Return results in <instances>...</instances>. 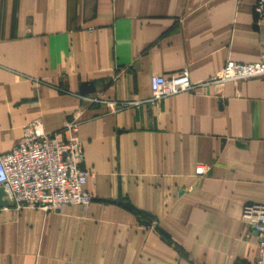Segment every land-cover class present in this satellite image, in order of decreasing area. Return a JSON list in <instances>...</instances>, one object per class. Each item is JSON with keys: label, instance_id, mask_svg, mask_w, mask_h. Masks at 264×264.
Here are the masks:
<instances>
[{"label": "crops", "instance_id": "0c3cea01", "mask_svg": "<svg viewBox=\"0 0 264 264\" xmlns=\"http://www.w3.org/2000/svg\"><path fill=\"white\" fill-rule=\"evenodd\" d=\"M257 2L0 0V156L33 122L55 133L79 117L93 198L58 212L1 209L0 264L256 258L243 212L264 203V77L137 103L155 75L187 71L199 85L228 63L263 61Z\"/></svg>", "mask_w": 264, "mask_h": 264}, {"label": "built area", "instance_id": "2783aa9c", "mask_svg": "<svg viewBox=\"0 0 264 264\" xmlns=\"http://www.w3.org/2000/svg\"><path fill=\"white\" fill-rule=\"evenodd\" d=\"M256 10L264 22V0H258ZM263 77L264 60L253 64L228 63L222 71L199 85L192 83L187 71L169 77L155 75L151 78V99L137 105L144 102L159 104L169 97L192 92L198 86L239 83ZM79 126L78 117L55 133L44 131L38 121L24 128L23 138L12 151L0 156V189L5 193L3 200L9 203L3 210L58 212L67 205L88 207L93 202L86 190L89 174L82 169L84 147L78 137ZM243 221L258 239L256 258L248 264H264V203L246 206Z\"/></svg>", "mask_w": 264, "mask_h": 264}, {"label": "water", "instance_id": "95a60500", "mask_svg": "<svg viewBox=\"0 0 264 264\" xmlns=\"http://www.w3.org/2000/svg\"><path fill=\"white\" fill-rule=\"evenodd\" d=\"M82 94H85L82 92ZM5 196V193L2 189H0V209L5 208V207H9V203L7 201L3 200V197ZM98 202H104V203H118L120 205H127L128 207H130L131 209H133L135 212L139 213V214H143L148 216L149 218L153 219L154 217L152 215H150L149 213H146L145 211H141L139 209H137L134 205H132L131 203L125 202L123 200L122 197H120V199L118 201H108V200H102V199H97ZM139 222L145 226H149L150 224L148 222H143L141 219H139ZM155 229L157 231H159L162 235H164L167 238H170V236L168 235V233L166 231H164L161 227H159L158 225H156Z\"/></svg>", "mask_w": 264, "mask_h": 264}]
</instances>
